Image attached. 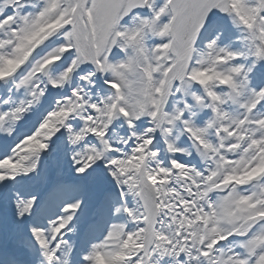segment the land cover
<instances>
[{
  "label": "snow or ice",
  "instance_id": "obj_1",
  "mask_svg": "<svg viewBox=\"0 0 264 264\" xmlns=\"http://www.w3.org/2000/svg\"><path fill=\"white\" fill-rule=\"evenodd\" d=\"M0 264H264V0H0Z\"/></svg>",
  "mask_w": 264,
  "mask_h": 264
}]
</instances>
